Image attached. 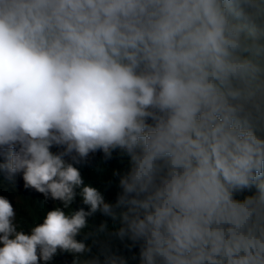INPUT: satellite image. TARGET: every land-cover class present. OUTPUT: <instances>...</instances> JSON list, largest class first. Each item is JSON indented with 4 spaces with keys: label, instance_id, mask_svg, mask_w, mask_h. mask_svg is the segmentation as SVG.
Instances as JSON below:
<instances>
[{
    "label": "clouds",
    "instance_id": "clouds-1",
    "mask_svg": "<svg viewBox=\"0 0 264 264\" xmlns=\"http://www.w3.org/2000/svg\"><path fill=\"white\" fill-rule=\"evenodd\" d=\"M97 150L114 205L64 159ZM111 237L264 264V0H0V264H126Z\"/></svg>",
    "mask_w": 264,
    "mask_h": 264
},
{
    "label": "trees",
    "instance_id": "trees-1",
    "mask_svg": "<svg viewBox=\"0 0 264 264\" xmlns=\"http://www.w3.org/2000/svg\"><path fill=\"white\" fill-rule=\"evenodd\" d=\"M67 163H72L74 167L80 171L84 186H91L96 188L104 197L105 202L109 204H115L121 189L119 187L120 176L126 174L130 170V166H123L127 163L126 156H119L117 158L106 159L104 153L101 150L96 152H90L89 155L81 159L75 153L64 157ZM120 175H114V173ZM80 192V189L78 190ZM255 189L251 191L245 190L240 193H235L234 198L237 200H243L245 197L254 195ZM76 211V210H75ZM91 218L94 222L88 224L83 232H81V238L87 246L91 248V252L88 253L94 257H99L105 260V254L102 253L101 245L99 243H93V237L85 239V235L89 232L96 231L100 225L99 223L106 222L109 220L113 222V229L110 231L106 230V233L102 234L101 239L107 237L108 233L116 231L121 227L119 220L113 221L110 217L104 216L102 213L97 212ZM143 242H137L133 244L127 237L121 241L119 238L111 237L107 240L108 253L107 255H115L121 257L126 261V264H141V244ZM102 256V257H101ZM49 264H62V260L58 261L53 259ZM104 264V261H101Z\"/></svg>",
    "mask_w": 264,
    "mask_h": 264
}]
</instances>
